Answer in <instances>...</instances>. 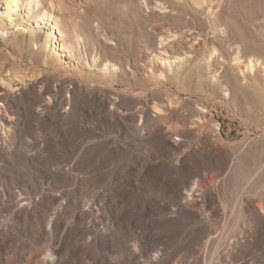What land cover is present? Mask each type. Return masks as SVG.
<instances>
[{
    "label": "rangeland",
    "instance_id": "374dc122",
    "mask_svg": "<svg viewBox=\"0 0 264 264\" xmlns=\"http://www.w3.org/2000/svg\"><path fill=\"white\" fill-rule=\"evenodd\" d=\"M36 1L0 0V264H264V0Z\"/></svg>",
    "mask_w": 264,
    "mask_h": 264
},
{
    "label": "bare ground",
    "instance_id": "6f19581e",
    "mask_svg": "<svg viewBox=\"0 0 264 264\" xmlns=\"http://www.w3.org/2000/svg\"><path fill=\"white\" fill-rule=\"evenodd\" d=\"M18 1L19 0H11L12 3H17ZM52 1L53 0H37L35 2L37 8L41 7V9L39 8L37 10V15H39V17L43 16L45 13H48V16L52 17V12L57 11V10L61 11V4L59 2H57L56 4H53ZM7 3H8L7 6L9 7V2H7ZM199 4H201V3H199ZM9 9H10V7H9ZM2 26H3V21H2V19H0V29H2ZM42 38L43 37L40 33H30L29 34V41L32 43H34V42L41 43ZM60 40H62V39H60ZM195 45L199 46L200 44L195 42ZM190 49L192 52L195 51V48L194 47L192 48V46L190 47Z\"/></svg>",
    "mask_w": 264,
    "mask_h": 264
}]
</instances>
